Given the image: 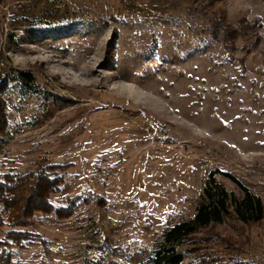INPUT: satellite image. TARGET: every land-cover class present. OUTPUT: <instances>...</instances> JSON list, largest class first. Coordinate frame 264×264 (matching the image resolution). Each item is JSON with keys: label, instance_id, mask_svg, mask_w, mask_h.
<instances>
[{"label": "rangeland", "instance_id": "obj_1", "mask_svg": "<svg viewBox=\"0 0 264 264\" xmlns=\"http://www.w3.org/2000/svg\"><path fill=\"white\" fill-rule=\"evenodd\" d=\"M216 8L251 28L213 37ZM4 82L0 173L56 166L49 201L72 210L10 227L0 205V239L29 233L7 240L8 264H151L217 170L264 205V0H0ZM178 249L182 264H264V218L232 214Z\"/></svg>", "mask_w": 264, "mask_h": 264}, {"label": "trees", "instance_id": "obj_2", "mask_svg": "<svg viewBox=\"0 0 264 264\" xmlns=\"http://www.w3.org/2000/svg\"><path fill=\"white\" fill-rule=\"evenodd\" d=\"M197 1V0H193ZM222 0H200L204 7H214ZM210 31L215 38H222L225 42L233 40L248 28L250 22L238 27L231 26L225 19L224 12L218 8L211 17ZM15 76V75H14ZM13 80L30 82L34 76L29 71H21ZM6 83H0V91ZM5 102L0 96V136L6 131ZM56 166H41L35 173L29 172L17 176L10 173H0V205L7 213V223L10 227H25L36 211L50 213L54 211L57 217H68L72 214L71 208H55L49 201L51 193L55 192L63 182V176L57 174ZM228 177L238 188V194L228 191L215 174ZM234 215L238 220L247 223H258L264 218V205L257 194L250 191L233 176L221 171L211 172L203 186L202 198L197 203L195 214L189 220L181 221L166 228L161 235V241L156 245L150 255L151 264H182L185 252L189 249L179 250L178 246L185 240H191L203 228L211 224L221 223L224 217ZM1 221V219H0ZM27 231L9 230L5 239H0V264H8L6 251L7 240L20 242L28 238Z\"/></svg>", "mask_w": 264, "mask_h": 264}]
</instances>
